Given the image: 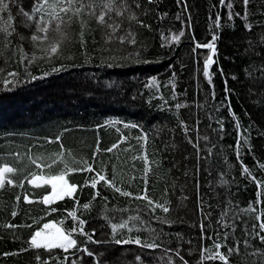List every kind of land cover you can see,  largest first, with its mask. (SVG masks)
Instances as JSON below:
<instances>
[{
    "label": "trees",
    "instance_id": "16d2710c",
    "mask_svg": "<svg viewBox=\"0 0 264 264\" xmlns=\"http://www.w3.org/2000/svg\"><path fill=\"white\" fill-rule=\"evenodd\" d=\"M32 2L10 3L13 19L8 23L15 33L7 39L0 33V166L17 170L6 174L0 189V264H62L65 255L69 264H201L202 253L208 255L204 249L215 251L214 244L220 243L227 256L237 241L240 252L228 264H264V243L249 235L258 223L255 215L264 211V189L252 179L264 183V0H250L247 8L243 0H231V20L220 0H115L127 10L119 16L109 12L105 24L97 21L107 11L102 0H84L95 14L88 8L79 15L60 12L65 35L56 33L54 21L43 43L31 41L35 25L23 15ZM0 19L6 21L7 13H0ZM109 23L119 25L114 33ZM181 32L179 41L173 39ZM128 33L135 44L128 42ZM214 35L209 83L202 78V58L211 49L203 45L212 43ZM120 36L126 37L123 43ZM61 39L57 53L46 57L40 51ZM21 46L29 57L23 62ZM61 65L60 71H52ZM6 79L12 81L7 87ZM61 143L63 156L58 155ZM113 144L117 147L106 151ZM84 160L94 172L70 170L83 168ZM65 164V178L77 190L42 203L51 186L29 183L32 174L44 179ZM96 172L108 180L115 177L117 187L146 195L169 211L157 208L153 213L146 200L122 196L103 181L95 189L90 183L84 186ZM86 203L88 209L83 208ZM249 205L257 212L245 211ZM70 212L86 222L83 231L95 242L78 232L73 237L93 256L76 249L65 253L30 247L31 235L46 230L48 222L63 231L75 226ZM133 216L140 219L128 221L131 232L113 233L112 224ZM136 236L155 239L161 247L115 243Z\"/></svg>",
    "mask_w": 264,
    "mask_h": 264
},
{
    "label": "snow or ice",
    "instance_id": "6c2138e0",
    "mask_svg": "<svg viewBox=\"0 0 264 264\" xmlns=\"http://www.w3.org/2000/svg\"><path fill=\"white\" fill-rule=\"evenodd\" d=\"M16 0H0V13H7V20L4 21L2 19H0V33H3L5 35V38L7 39L8 37H11L14 33H15V28L9 24V21H12L13 17L10 11V3H15ZM250 0H243V4L245 6V8H247V6L249 5ZM102 4H103V8L106 9L107 11H101V13L99 14V16L97 17V21L98 23L101 24H105V16L112 11H115L116 15H122L123 11L127 10L126 6L123 4L117 5L115 3V0H102ZM220 4L226 8L229 9L228 12V19L231 20L233 17V12H232V8H233V4L231 3V0H220ZM59 8V12L56 11V9ZM88 8L91 10L90 14H95L94 9H93V5L92 4H85L84 0H33V2L30 5V11H23V15L27 18L28 21H31L34 23L35 25V33L31 35L30 39L33 43H43L45 41H47L48 38V32L50 30V28L53 26V22L55 21V31L57 34H59L61 36V38H63V36L65 35L62 31H61V25L65 23L64 18L60 15V12H63L65 14L69 13V12H73V15H79V13L85 9ZM74 9V11H73ZM235 15H239V13H235ZM247 12H245L244 18L247 19ZM71 21V17H69V23ZM215 24L217 27H219L220 24V17L217 16ZM81 25L83 26V21H81ZM107 27L112 29L113 33L118 29L119 25H114V24H107ZM246 28L251 29L252 25L251 24H246L245 25ZM184 33L181 32L179 33L178 36L173 37V39H175L176 41H179V38L181 36H183ZM128 37H130V39H128V42L131 44H135V38L134 36H132L131 33H128ZM111 37H109L110 39ZM218 37L217 36H213L212 43L203 45V47H206L208 49H211L213 53H215V41ZM20 39H23V37H20ZM118 39L120 40L121 43H123L126 39L125 36H120L118 37ZM62 42L61 40H58L56 42L50 43L48 45V47H44V48H40V51L42 53L45 54V56L47 57L50 54H55L58 52V48H59V44ZM11 41L8 40V44H10ZM7 46V44L5 45ZM39 46V45H37ZM196 47H201V45L197 44ZM19 52L21 54V61L23 62L25 59H28V54L24 52L22 46L19 47ZM137 56L139 55L138 53L136 54ZM35 56V54H33V57ZM31 62V61H30ZM139 62V61H138ZM143 63H149V61L145 60L143 61ZM213 63V60L211 57L206 58L205 63H204V75L206 77L209 78V83L211 82V77L209 74V67L210 65ZM108 67H112L113 65L111 63H109L107 65ZM64 66L61 65L60 68H53L52 71H60ZM9 75H13L15 76L16 73H9ZM45 75H47V73H45ZM37 77H32V79H36ZM12 83V81L9 80H5L4 84L5 87H7L8 84ZM18 83V81H17ZM152 83H155V78H153ZM214 95V93H213ZM179 107V105L177 106ZM234 115V114H233ZM111 123H116L113 121L109 122ZM125 127H137L136 125H128L125 124ZM237 127L239 128V123L237 122ZM60 141V137L57 136L56 137V142ZM52 142V141H49ZM99 143V142H98ZM245 143H247V140H245ZM117 145L113 144L111 147H109L108 149H106V151L111 152L114 148H116ZM60 148L61 151L58 155L63 156L64 153V148H63V144H60ZM99 151V149L97 148V152ZM97 152L93 153V160H95V157L97 155ZM43 157H37V159H42ZM146 159V158H145ZM56 161L54 160L53 163H55ZM31 163L36 164V160H31ZM38 168L41 167V165L37 164L36 165ZM51 166V165H49ZM261 168H264V164L260 165ZM71 171H86V172H94V168L92 167V165L87 161L84 160L83 161V168L81 169H70ZM17 170L8 166L7 164H4L3 166H0V189H2L5 185L6 182V174L8 173H15ZM68 166L67 164L64 165V169L61 170L58 174L55 175H49L47 178L43 179V183L48 184L51 186V192L43 195L41 202L44 204H50L52 203L54 200L58 199V198H63L65 196H72V194L77 190V185L76 184H72L69 183L68 180L65 178L66 175L68 174ZM145 171H147V169H145ZM243 172L246 176L252 177V174L249 172V170L247 169V167H243ZM42 179L40 176H37L35 173L32 174V179L29 180V183L35 184L38 180ZM114 179L115 177H113V180H108L107 177L102 174V172H96L95 176L90 178L89 180H86L84 182V186H88L90 183V186L92 188H96L97 183L100 181H103L104 184L108 187H111L114 189L115 192L119 193L122 196L125 197H133L134 199L137 200H146L147 201V205L149 207V211L155 213L156 209L159 208L161 209L164 213H167L169 211V208L165 205L162 204L158 201H153L152 199H150L149 197H147L146 195H140V194H136L134 195L132 192L130 191H125L123 190L121 187H117L116 184L114 183ZM252 179L256 182L257 186L259 188L264 189V183H262L259 180H255V177H252ZM7 183L9 185H13L16 186L14 184V182L12 180H7ZM96 195H99V192L96 193ZM260 195V193H258V196ZM95 197H93L94 199ZM17 200L20 199L19 196L16 197ZM26 202L28 203H32L33 201L31 200H27V197L25 198ZM89 204H84L83 208L84 209H88L89 208ZM52 211H56V209H51ZM245 211L247 212H257V209L255 206L253 205H249L248 209H246ZM13 216L16 215L15 212L12 213ZM226 215V213H225ZM69 216H71L73 218L74 221H77L76 225L73 226L70 230L68 231H62L60 229H55L54 232H49V233H44L43 230H37L35 231L31 237H30V247L33 249H45L48 252H51L53 249H61L63 252L67 253L70 249H76V251L82 252V253H86L88 256H93L94 254L88 250L87 247H78L77 246V240L73 238V233H79V235H83L86 237V239L88 241L91 242H95L92 241V235H89L88 233H85L83 231V226L86 223L84 220L79 219L76 215L75 212H70ZM261 216H264V211L259 212L257 215H255L254 219L258 222V223H254L252 225V233H249V235L254 234L255 237H258L260 239V241L262 243H264V235H261V232H264V221L261 220ZM140 218L138 216H133V217H129L128 220L120 223L119 225L117 224H112V231L115 234L118 230L120 229H127L128 232H131L133 229L132 227H129V220L131 221H137ZM159 219V218H157ZM162 223H168V221H161ZM7 227H17L16 225H7ZM225 227H227V225L225 224ZM52 228V225L50 224H44V229H50ZM259 229V231H256V229ZM201 229L203 230V225H201ZM139 230V229H138ZM150 231H155L154 229H150ZM247 231V230H246ZM94 235V233H93ZM225 241H227L228 237L227 234H225L224 236ZM115 243L116 244H136L140 247L143 248H147V249H157L160 248L161 245L158 244L156 242L155 239H152L151 242H149L148 240H142L140 238V236H136V237H129L128 239H115ZM244 246L247 247L248 246V241L245 240L244 242ZM240 242L237 241L236 242V246L235 247H229L228 248V255H224L222 252H220V249L222 247H224L225 245H221L220 243H216L214 244V249L215 251H213L212 249H204V252H207L208 255L204 256L202 253V260H201V264H203L204 260H212V261H216L219 260L220 262H222V264H228L229 258L233 255V253L239 254L240 252V247H239ZM27 249H24V251H26ZM167 251V250H166ZM5 255H9V253H5ZM177 256H179V251H177L176 253ZM37 261L40 262V257L37 256L36 257ZM56 259H59V257H56ZM69 256L65 255L63 257V261L62 264H69ZM140 257H137V260H139ZM181 260H183V257H180ZM42 264H49L48 261H44L42 262ZM71 264H76V260H71ZM184 264H187V262L185 261Z\"/></svg>",
    "mask_w": 264,
    "mask_h": 264
},
{
    "label": "rangeland",
    "instance_id": "374dc122",
    "mask_svg": "<svg viewBox=\"0 0 264 264\" xmlns=\"http://www.w3.org/2000/svg\"><path fill=\"white\" fill-rule=\"evenodd\" d=\"M211 51H212V50H210V51H208V52H205V54L203 55V58H202V63H203V65H204V63H205L206 58L211 57ZM213 59H215V55H214ZM213 65H214V63H212V64L210 65L209 69H208L209 74H210V77H212V67H213ZM202 78H204V79H209L208 77H206V76L204 75V72L202 73ZM38 183H43V178L40 179V180H38L35 184H38ZM74 193H75V192H74ZM74 193H73V194H74ZM73 194H72V195H73ZM63 198H64V197H63ZM63 198H58V199H56V200H61V199H63ZM56 200H54V201H56ZM54 201H53V202H54ZM47 224L52 225V228H50V229H46V230H43L44 233L54 232L55 229H60V230H62L61 227H60L59 225H57V224H55V223H53V222H48ZM62 231H63V230H62ZM73 238H74V237H73ZM74 239H75V238H74Z\"/></svg>",
    "mask_w": 264,
    "mask_h": 264
},
{
    "label": "water",
    "instance_id": "95a60500",
    "mask_svg": "<svg viewBox=\"0 0 264 264\" xmlns=\"http://www.w3.org/2000/svg\"><path fill=\"white\" fill-rule=\"evenodd\" d=\"M214 55H215V53H213V52L211 51V58H212V60H213V63H214V59H213Z\"/></svg>",
    "mask_w": 264,
    "mask_h": 264
}]
</instances>
